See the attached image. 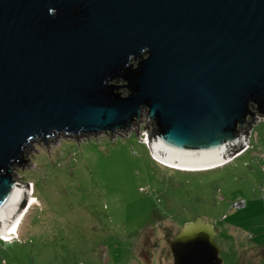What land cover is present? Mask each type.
Returning <instances> with one entry per match:
<instances>
[{"label":"water","instance_id":"95a60500","mask_svg":"<svg viewBox=\"0 0 264 264\" xmlns=\"http://www.w3.org/2000/svg\"><path fill=\"white\" fill-rule=\"evenodd\" d=\"M144 112L164 157L246 150L264 120V0H0V227L30 197L14 171L33 143L136 131ZM216 235L186 222L169 264H223Z\"/></svg>","mask_w":264,"mask_h":264},{"label":"rangeland","instance_id":"374dc122","mask_svg":"<svg viewBox=\"0 0 264 264\" xmlns=\"http://www.w3.org/2000/svg\"><path fill=\"white\" fill-rule=\"evenodd\" d=\"M153 125L144 112L136 131L33 143L14 172L35 200L19 237L0 236V264H169L170 241L197 217L214 224L223 264H264V120L249 148L203 171L157 161Z\"/></svg>","mask_w":264,"mask_h":264},{"label":"bare ground","instance_id":"6f19581e","mask_svg":"<svg viewBox=\"0 0 264 264\" xmlns=\"http://www.w3.org/2000/svg\"><path fill=\"white\" fill-rule=\"evenodd\" d=\"M149 146L151 147V140L149 141ZM244 147H247L246 145ZM152 153L154 158L161 162L162 164L184 171H200V170H208L216 167H220L224 165V163L217 164L215 161H219V158H215L211 161H185L177 158L164 157L160 150H155L153 148ZM245 151V150H244ZM243 151V152H244ZM237 153L236 157H238L241 153ZM226 161V160H225ZM227 161H232V159H228ZM226 161V162H227ZM228 163V162H227ZM29 193L30 197L26 200L25 204L21 207L19 213L15 216L13 220L7 221L2 227H0V236L2 239L6 241H12L15 237H19V225L25 217L29 206L34 202V185L29 184Z\"/></svg>","mask_w":264,"mask_h":264},{"label":"built area","instance_id":"2783aa9c","mask_svg":"<svg viewBox=\"0 0 264 264\" xmlns=\"http://www.w3.org/2000/svg\"><path fill=\"white\" fill-rule=\"evenodd\" d=\"M147 137H149V135ZM249 138H250V135L248 137V148H249ZM236 206H238V207L244 206V203L243 202H238V203H236ZM3 241H5V240H3Z\"/></svg>","mask_w":264,"mask_h":264},{"label":"trees","instance_id":"16d2710c","mask_svg":"<svg viewBox=\"0 0 264 264\" xmlns=\"http://www.w3.org/2000/svg\"><path fill=\"white\" fill-rule=\"evenodd\" d=\"M154 134H155V131H154V129L152 130V134H151V136H154Z\"/></svg>","mask_w":264,"mask_h":264}]
</instances>
